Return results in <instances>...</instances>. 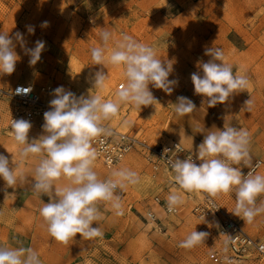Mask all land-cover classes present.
Returning a JSON list of instances; mask_svg holds the SVG:
<instances>
[{
    "label": "rangeland",
    "instance_id": "374dc122",
    "mask_svg": "<svg viewBox=\"0 0 264 264\" xmlns=\"http://www.w3.org/2000/svg\"><path fill=\"white\" fill-rule=\"evenodd\" d=\"M108 1L102 12L91 17L94 28L89 26L82 30L77 26L78 17L75 15V22L68 31L71 37L68 38L64 37L66 23L53 30L28 32L27 26H34V17L20 14L28 11L34 0H0V32L9 36L22 33L29 49L35 47L37 40L46 42L40 61L34 66L29 65L30 57L25 49L16 43L19 59L15 71L11 75H2V82L48 83L55 88L63 86L77 97L99 94L104 100H112L118 90L116 85L126 83L123 67L93 65L91 49L102 46L100 32L103 30L112 33L106 55L115 48L122 34L130 35L153 47L158 58L175 59L169 79L178 80V85L171 95L149 85L159 103L141 109L122 103L117 116L102 123L134 133L150 144L181 140L190 151L192 139L187 136H191L195 154L204 134L194 133L191 124L209 130L215 125L222 130L227 121L249 132L251 163L256 159L261 161L254 174L264 175V0ZM60 6L59 0H52V10H59ZM19 16L22 18L18 23ZM212 46L223 50L234 73L246 75L249 86L247 91L234 95L230 101L208 108L206 98L194 94L191 74L200 71L196 66L198 60L207 62L211 59L204 53ZM100 70L108 73L109 78L102 90L93 89L95 73ZM249 94L253 101L251 111H241L243 102L250 98ZM178 96L191 99L197 110L190 116L175 115L171 104L177 102ZM8 110L9 105L0 101V155L9 159L12 168L15 167L13 160L19 162L20 158L6 122ZM42 125H32L29 141L45 134ZM38 163L39 157L32 156L20 163L19 171L27 180L18 181L14 188H6L5 181L0 178V247L31 248L38 254L41 264H216L209 258V254L221 246L216 234V220L198 219L192 215L187 193L170 186L168 175L153 171L136 152L128 154L109 171L104 170L98 159L94 162V167H99L97 174L101 180L119 169L138 174L137 184L116 190L124 214L117 216L110 204L100 203L97 207L102 219L95 223L101 228V236L84 239L77 234L68 245L57 242L48 233L47 224L40 215L42 200L47 203L49 197H40L31 189ZM240 168L244 172L246 166L241 164ZM174 189L182 193L183 203L176 206V213L166 215L153 204L152 198L158 196L167 202V196ZM215 199L248 234L264 242V213L247 223L231 213L236 204L234 191ZM262 201L264 194L257 197V206ZM149 208L155 212V221L146 216ZM95 223L93 227L97 226ZM194 230L209 233L204 243L191 249L179 247ZM242 264H264V259L252 258Z\"/></svg>",
    "mask_w": 264,
    "mask_h": 264
},
{
    "label": "clouds",
    "instance_id": "9594fccd",
    "mask_svg": "<svg viewBox=\"0 0 264 264\" xmlns=\"http://www.w3.org/2000/svg\"><path fill=\"white\" fill-rule=\"evenodd\" d=\"M48 26V21L41 24V27ZM27 30L30 34L35 31L34 26H27ZM100 38L102 46L91 49L93 65L122 66L126 78V83L116 91L115 98L104 100L99 94L77 97L70 90L59 86L53 90L50 110L44 113L42 128L45 134L29 141L31 122L25 119L12 120L10 135L17 144L20 160H13L15 167L10 168L9 159L0 155V178L5 181L6 188H14L18 181L27 180L19 171L20 163L30 156L39 157L31 189L40 197H49L47 203L42 200L40 215L47 224L50 236L64 245L74 240L77 234L84 239L101 236V228L95 223L102 219L97 206L100 203L110 204L117 216L123 215L121 197L116 194V190L139 182L138 174L129 169L113 170L110 178L105 180H101L94 171L97 152L92 147L93 140L113 135L112 130L102 122L117 116L122 103H130L140 109L159 103L149 85L168 95L178 85V80L169 79L174 71L175 59L158 58L153 47L127 34H122L115 48L106 55L112 33L103 30ZM16 43L25 49L30 57L29 65L34 66L40 61L46 42L37 40L35 47L29 49L25 46L22 33L16 32L14 36H9L8 33L0 32V75L14 73L19 59L15 51ZM204 54L211 59L207 62L197 61L196 66L200 71L191 74V81L194 94L206 98L208 108L224 104L234 95L247 91V76L234 73L222 49L207 47ZM108 78V73L97 71L93 89L102 90ZM31 90L23 89L25 93ZM171 105L178 117L190 116L197 110L195 103L185 96H178L177 102ZM252 105L250 97L243 102L241 111H251ZM191 127L194 133L204 134L203 141L197 146L195 160L190 152L185 159L168 161L175 174V184L179 190L207 193L210 198L234 191L236 204L231 213L252 223L258 214L264 213V201L257 206V197L264 194V175L254 174V170L245 174L241 168L232 166L243 163L246 167H252L249 132L227 121L222 130L215 125L210 130L199 125L194 127L191 124ZM181 131L184 133L183 129ZM187 137L192 139V151L193 138ZM180 143L175 146L176 150ZM169 151L164 149L165 153ZM196 160L200 163L197 164ZM259 166L257 163L254 167ZM62 180L65 182L61 183ZM179 190L174 189L167 196L169 212L183 203V195ZM94 223L96 227H93ZM208 235V232L194 230L180 242L179 247L191 249L204 243ZM0 264H41V260L31 248L0 247Z\"/></svg>",
    "mask_w": 264,
    "mask_h": 264
},
{
    "label": "built area",
    "instance_id": "2783aa9c",
    "mask_svg": "<svg viewBox=\"0 0 264 264\" xmlns=\"http://www.w3.org/2000/svg\"><path fill=\"white\" fill-rule=\"evenodd\" d=\"M124 84L120 82L116 85L119 89ZM31 88L30 92L25 93L23 89ZM20 90L17 92V90ZM56 89L48 83L35 84L30 82L16 81L12 84L2 82L0 75V101L9 105L6 117L7 126L10 127L12 120L25 119L32 125L44 124V113L50 110V101L53 99V90ZM105 127L112 130L113 135L101 136L93 140L92 147L97 152V158L106 169H111L120 163L128 154L138 153L153 171H162L168 175L170 186L179 188L173 179L174 173L171 171L169 160L175 158L185 159L194 152L186 149L180 142L174 139L168 141L150 144L137 137L134 133L124 132L107 123ZM11 128V127H10ZM179 149L175 146L179 144ZM170 149L168 153L164 149ZM199 164L200 161L196 160ZM261 163L260 160H254L252 167H246L244 173L250 170H256L254 166ZM243 164V163H241ZM240 165H232L241 167ZM110 178L104 176L102 180ZM187 197L191 200L190 213L198 219L216 220V234L220 239V248L212 251L209 258L216 264H242L244 261L252 258L264 259V242L255 236L248 234L229 214H227L220 203L215 198H210L207 193L203 192H186ZM153 204L164 214H173L167 210V202L162 201L158 196L152 198ZM218 209V210H217ZM146 216L155 221L157 219L153 209L146 211ZM218 225V226H217Z\"/></svg>",
    "mask_w": 264,
    "mask_h": 264
},
{
    "label": "crops",
    "instance_id": "0c3cea01",
    "mask_svg": "<svg viewBox=\"0 0 264 264\" xmlns=\"http://www.w3.org/2000/svg\"><path fill=\"white\" fill-rule=\"evenodd\" d=\"M52 0H34L28 11H23L20 15H33L34 29L53 30L57 25L66 23L64 37H71L68 32L74 24V16L78 17L77 26L82 30L87 27H93L91 17L96 15L109 4V1L101 3L100 0H59L60 9L51 8ZM22 17L19 16V21ZM80 20V21H79ZM48 21V27H41L42 22ZM94 28V27H93ZM44 37V36H43Z\"/></svg>",
    "mask_w": 264,
    "mask_h": 264
},
{
    "label": "bare ground",
    "instance_id": "6f19581e",
    "mask_svg": "<svg viewBox=\"0 0 264 264\" xmlns=\"http://www.w3.org/2000/svg\"><path fill=\"white\" fill-rule=\"evenodd\" d=\"M104 168V167H103ZM104 170L106 171V170H111V169H106V168H104ZM94 171H96V172H100V170H99V167H94ZM102 171V170H101ZM109 175V174H108Z\"/></svg>",
    "mask_w": 264,
    "mask_h": 264
}]
</instances>
